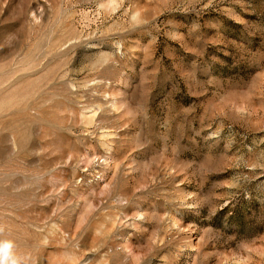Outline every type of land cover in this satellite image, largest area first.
Masks as SVG:
<instances>
[{"label":"rangeland","instance_id":"1","mask_svg":"<svg viewBox=\"0 0 264 264\" xmlns=\"http://www.w3.org/2000/svg\"><path fill=\"white\" fill-rule=\"evenodd\" d=\"M0 240L264 264V0H0Z\"/></svg>","mask_w":264,"mask_h":264},{"label":"clouds","instance_id":"2","mask_svg":"<svg viewBox=\"0 0 264 264\" xmlns=\"http://www.w3.org/2000/svg\"><path fill=\"white\" fill-rule=\"evenodd\" d=\"M0 264H28V260L17 255L13 241L0 240Z\"/></svg>","mask_w":264,"mask_h":264}]
</instances>
